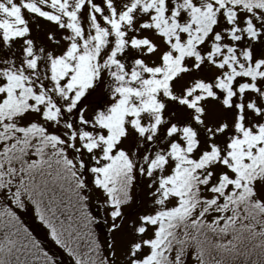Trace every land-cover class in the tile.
<instances>
[{"label": "rangeland", "instance_id": "obj_1", "mask_svg": "<svg viewBox=\"0 0 264 264\" xmlns=\"http://www.w3.org/2000/svg\"><path fill=\"white\" fill-rule=\"evenodd\" d=\"M237 1L229 7L224 0H0V107L17 115L10 122V127L17 124L15 131L8 122L6 131L0 128V142L2 132L13 134L2 140L0 150L12 145L16 152L21 131L32 134L20 161L0 159L2 264H37L42 255L32 249L22 222L8 227L30 203L50 230L63 233L72 225L75 243L97 249V264H230L223 254L207 257L196 251L203 241L192 218L200 210L209 218V207L189 206L183 181L169 173L183 154L190 156V148L200 154L202 140L214 135L227 142L226 155L244 145L264 152V4ZM146 92H159V121L151 119L149 105L140 121L128 110H136L133 102H141ZM159 149V165L153 156L135 173L140 191L133 183L125 203L116 202L112 170ZM135 163L139 168L141 162ZM238 180L236 175L234 183ZM221 183L219 177L212 192L217 196L212 208L220 210L217 220L219 203L238 194L227 189L232 182ZM86 185L91 202L83 204L102 205L113 229L115 256L108 261L103 258L107 249L72 218ZM250 188L244 202L225 209L237 241L258 231L245 220L249 208L264 217V171ZM137 198L139 205L130 212ZM219 226L216 240L227 229Z\"/></svg>", "mask_w": 264, "mask_h": 264}, {"label": "trees", "instance_id": "obj_2", "mask_svg": "<svg viewBox=\"0 0 264 264\" xmlns=\"http://www.w3.org/2000/svg\"><path fill=\"white\" fill-rule=\"evenodd\" d=\"M227 1V3L234 5L238 1L237 0H224ZM261 4H264V0H259ZM241 3V2H239ZM243 6L245 4L241 3ZM123 48V47H122ZM129 55V53H127ZM125 58V57H124ZM88 93V92H87ZM127 93V92H122ZM147 95L142 98L141 102H133L135 103V109L129 107L128 110H131L135 112V118L140 121L147 118L148 115V105L150 106L149 114L152 115V120L159 121L162 117L161 112V106L158 103H155L157 100V97H159V92H146ZM92 95V94H90ZM231 97V96H227ZM128 102L132 101L131 96H127ZM14 99H11L13 101ZM15 102V101H14ZM17 105L20 104V102H16ZM12 112L5 111L2 107H0V128H6L7 126L4 124V122H8L9 129H12V131H15V124L14 126L10 127L11 119H15L17 115ZM65 116L70 119L71 114L67 110V112L64 110ZM138 121L136 123H138ZM26 130H22V141H21V147L15 152L14 150H11L12 145L3 146L0 150V159L4 163H14L17 161H20L23 158V151L26 152V149L24 150L25 145L29 143L31 140L32 134L30 132H25ZM203 132V131H202ZM201 132V134H203ZM3 133V139L7 140L8 138L12 137L13 134L9 132H2ZM14 133V132H12ZM170 132L169 136L173 137L174 134H171ZM232 131H228V134L230 138H237L235 134H231ZM199 134V132L197 133ZM196 134V135H197ZM215 136V135H214ZM214 136L210 138H206L202 140V143L200 146L202 148L200 150H203L200 154H196L193 152L192 148L188 150L190 153V156H186L183 154V157L178 160L177 162V169H171L169 174H177L176 176L181 178L183 181V189L186 195V200L190 205L194 206L195 204H198L197 209H204L209 207V210L206 209V214H209L210 217L206 218L202 215L204 214L203 211L200 210V215H197L192 218L193 222H196L199 235L202 237V246L195 248L196 251L200 254H206L207 257L214 256L213 254H222L226 257L230 258V264H264V226L260 224V221L264 219L263 216L259 217L256 214H253V212L257 211L258 209L251 207L248 209L247 213L245 214V220H250L254 225L258 226V231H256L248 240L241 239L240 241H237L234 233L235 229L231 231V228L233 226V222L231 220H228L226 217V208L230 207V204L233 202H244L245 198H242V196L251 189L250 186L253 184V181L255 178L258 177L259 173H262L264 171V158L260 161L258 159H261L262 155L264 154L263 151H260L259 147H251V151H247L249 146H238V148L231 152V154L226 155L223 152L224 146L226 143L220 142L218 137ZM2 139V140H3ZM1 140V142H2ZM19 140V139H18ZM0 142V143H1ZM115 140L112 139L111 144L115 145ZM45 144V143H44ZM72 145V144H71ZM2 145H0L1 147ZM155 148H160L161 146H154ZM72 148H74L72 146ZM245 151H243V150ZM160 150V151H159ZM157 150V152L154 154L152 153V150H150L149 153H147L144 157L143 154L141 156L135 155L133 157V163L129 164L128 162L120 163V165L117 166L116 169L112 170L114 171L112 175L117 176L116 186H115V192H118V195L116 196V202H124L123 197L125 200V194L129 193L133 183L135 184V189L139 190L141 189V186L139 185V181L133 179L136 178L135 173H139L142 171V169L145 167L144 164H146L147 161H150V157L154 156V163L156 165H159L161 160L159 158L162 156L161 149ZM184 150V149H183ZM199 151V150H198ZM12 153L14 156L11 155ZM118 152V150H117ZM74 157L78 160L80 175L83 177L86 176L84 165L81 162V160L78 157V152L76 149H74ZM160 154V155H158ZM220 156H223L222 158H219ZM157 158V159H156ZM213 160H212V159ZM258 160V162H257ZM136 161L141 162L138 168V165L135 163ZM159 167V166H158ZM156 166L155 169H158ZM161 167V166H160ZM162 169V167H161ZM28 172L31 174L33 173L32 170H28ZM137 173V174H138ZM172 175V176H173ZM239 176V180L234 183L235 176ZM35 176H38L37 173H35ZM115 176V177H116ZM171 176V177H172ZM221 177L222 183L220 187H225V185L229 182H232L233 186L232 188H227L231 190V192L234 191H241V197L237 198L236 192L235 194H231L230 197H226L224 200H222L219 204L223 205V209L221 210L222 216L217 220V214L220 210H216L212 208L216 197L214 196V193H212L214 188L216 189L215 181ZM123 186L122 192L119 191V187ZM89 188L88 185L85 186V194L83 198L80 200V206L76 208V214L72 216L73 219H76L77 222L75 223L82 232L89 234L91 238L94 237L95 240L100 241L99 245L103 246L108 243L107 236L105 229L110 230L111 234V241L113 244V237L112 232L113 229L108 226L107 219L105 216V213L103 211L102 205L92 204L86 202L83 204L84 200L90 201V196L88 192ZM225 189H222L224 191ZM125 203V202H124ZM250 203V202H248ZM139 205V198L136 200V204L134 207L131 208L130 212L136 211V206ZM245 212L244 209L238 210L239 213ZM97 213L99 215H97ZM250 213V214H249ZM15 214V213H14ZM41 212L34 207L32 203L29 204L27 208H25L24 211L20 212L18 214V219L15 220L12 219V222H9L8 227H12L13 224L20 222L23 223V227L25 228V235L26 238L30 241H32L30 244L32 246V249L35 251L36 254H42L41 257L37 260V264H72V257L66 254V249H64V244L68 241V233L66 232H60L59 230H50L46 224L47 222L43 223L39 219V215ZM242 214V213H241ZM249 214V215H248ZM243 215V214H242ZM248 215V216H247ZM191 216H188V218L184 222H179L178 227L183 228V224L187 222ZM98 221L104 222L101 227H97ZM225 226L227 229H225V232L222 231V233H225L224 237H221L220 239L216 240V234H220V226ZM17 226V225H16ZM245 229L244 225L240 226L241 232H243ZM73 230V228H72ZM77 231V230H75ZM187 232L182 230V234H184L183 237H185ZM66 236V237H65ZM74 235L73 237H75ZM99 237V239H97ZM75 238H78L76 236ZM104 238L106 240H104ZM13 242V241H12ZM60 245L58 247L57 245ZM41 250V252L39 251ZM47 257H54V259L49 260ZM45 260V261H44ZM14 264V263H13Z\"/></svg>", "mask_w": 264, "mask_h": 264}, {"label": "snow or ice", "instance_id": "obj_3", "mask_svg": "<svg viewBox=\"0 0 264 264\" xmlns=\"http://www.w3.org/2000/svg\"><path fill=\"white\" fill-rule=\"evenodd\" d=\"M97 215H99L97 213ZM104 222L98 221L97 227H101ZM72 225H68L63 229L64 232L68 233V241L64 244V249H66V254L72 257V264H97V249L91 247L88 243H75L72 233ZM108 243L103 245L102 248H106L107 251L104 252V260L108 261L115 256V249L111 241V234L109 229H105ZM99 239V237H97ZM60 247V245H57ZM135 251V250H134ZM47 259L52 260L54 257H47ZM2 264V261H0ZM133 264L135 262L133 261Z\"/></svg>", "mask_w": 264, "mask_h": 264}]
</instances>
